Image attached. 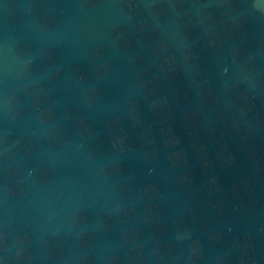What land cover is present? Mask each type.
I'll return each instance as SVG.
<instances>
[{
	"label": "water",
	"instance_id": "95a60500",
	"mask_svg": "<svg viewBox=\"0 0 264 264\" xmlns=\"http://www.w3.org/2000/svg\"><path fill=\"white\" fill-rule=\"evenodd\" d=\"M0 264H264V0H0Z\"/></svg>",
	"mask_w": 264,
	"mask_h": 264
}]
</instances>
